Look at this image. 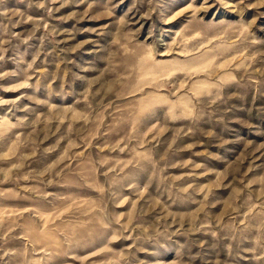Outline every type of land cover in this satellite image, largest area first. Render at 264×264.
I'll list each match as a JSON object with an SVG mask.
<instances>
[{"label": "rangeland", "instance_id": "1", "mask_svg": "<svg viewBox=\"0 0 264 264\" xmlns=\"http://www.w3.org/2000/svg\"><path fill=\"white\" fill-rule=\"evenodd\" d=\"M0 264H264V0H0Z\"/></svg>", "mask_w": 264, "mask_h": 264}]
</instances>
